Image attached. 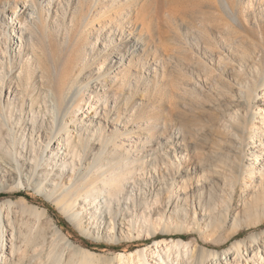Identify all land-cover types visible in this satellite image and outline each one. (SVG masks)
<instances>
[{
  "label": "rangeland",
  "instance_id": "1",
  "mask_svg": "<svg viewBox=\"0 0 264 264\" xmlns=\"http://www.w3.org/2000/svg\"><path fill=\"white\" fill-rule=\"evenodd\" d=\"M55 1L50 11L44 3L47 22L0 24V40L8 32L0 45V164L14 147L11 136L21 160L20 171L0 170V201L22 239L43 244L39 255L28 248L33 263L55 264L47 257L56 247L69 261L75 248L60 243L54 221L92 264H111L117 253L143 247L151 264H196L201 246L215 251L206 264H216L235 242L255 233L264 238V148H256L262 157L256 160L253 147L261 144L257 138L264 142V0L120 1L123 9L107 4L105 16L95 6L100 0ZM139 4L132 16L127 7ZM239 67L256 85L229 75ZM233 116L240 131L230 137L224 131ZM58 117L71 148L94 137L82 159L72 149L64 167L51 155L54 142L45 159L40 155L42 134ZM96 127L109 139L104 157L114 181L104 176L108 189L92 177L99 185L90 187L93 200L77 202L80 217L70 208L72 176L74 166L86 169V158H96ZM117 155L125 156L122 178ZM210 165L215 171L205 175ZM103 190L114 196L103 200ZM171 239L190 243L176 249Z\"/></svg>",
  "mask_w": 264,
  "mask_h": 264
},
{
  "label": "bare ground",
  "instance_id": "2",
  "mask_svg": "<svg viewBox=\"0 0 264 264\" xmlns=\"http://www.w3.org/2000/svg\"><path fill=\"white\" fill-rule=\"evenodd\" d=\"M117 1H118V5H117L116 0L107 1V2H105L104 0H100L99 3L95 4V6H98L100 8V11L102 14L101 16L106 15V12H107L106 5L107 4L110 5V8L115 7V8H119V10L123 9L121 4H119L120 1L125 2L126 4L131 6V4H130L131 0H117ZM12 3H13L12 0H0V21H1L0 24L1 25L7 23V19L13 20L16 18L18 19L19 23H22L23 19L25 21H27V19H29V18L31 20H34V22L36 20L38 23H39V21L47 22L46 20L48 18L44 17V14H45L44 13V3H46V7L49 9V11L53 7V5L57 4V2L55 0H15V3L14 4H12ZM130 6L127 7V9L130 10V14L132 16L134 14L133 10L137 11L138 10L137 8L142 7L141 4L137 5L138 7H135V9L134 8L132 9ZM119 10H118V12L120 13ZM144 10H145V8H144ZM196 11H197V9H196ZM91 12H92L91 9H88L87 13L84 15V18L82 20L84 23L89 22V20L91 18ZM143 14H144V11H143ZM134 16L138 17L136 14H134ZM28 29H30L32 34H35V28L33 25L30 26V24H28ZM13 30H15V29H13ZM7 33H8L7 31H6V33H4L3 38L0 40V45L2 44V41L4 39H7ZM13 35H15V34H13ZM13 39H14V37H13ZM20 43H21L20 51H22L23 41ZM14 44H15V42H14ZM119 52L120 51H118L117 53H119ZM241 60H240V64L245 65V60H242V62H241ZM243 70L244 69L242 67L241 68L239 67L237 70L236 69H233V71L226 70L225 72L229 71L228 72L229 75L233 76V78H235V75L236 76L238 74L243 75V73H242ZM242 82L244 84L246 82L248 86L252 85V84L256 85L255 80L251 82V80L247 77V75H243ZM239 91H240V93H242V89H240ZM241 97H243V95H241ZM53 98H54V101L57 100L58 98H60L63 101V103H66V100H67V97L62 96V95H55V96H53ZM230 115H232V113ZM260 115L261 114L258 112V116H260ZM258 116H256V117H258ZM233 119H234V121L230 124V126H229L230 128L228 127L226 129V131H224V132H226L227 136H230V137H235L237 135V133L240 131L239 121L237 120V118L235 116H233ZM71 121H75V120L71 119ZM100 124H102L101 121H100ZM50 125H51V127L48 126L46 128H49V129L51 128L52 132L50 130L49 132L42 134V137L44 139H42L41 141H43L42 144L44 146H46V150L42 148V150H41L42 154H40V155H43V156L41 159H45L46 151H49V148L51 149L50 145H51V143L53 144V142H54L56 144V146L53 149H51V150H53V151H51V155L55 154V158H58L57 161L63 167L65 166L69 152H71L72 149L77 151L78 155L80 156V160H81L84 144L88 143V146H89L90 141L94 140V137L88 138L86 140L79 138L78 142L82 143L81 147L80 148L79 147H72L71 148V145L69 144V141H71L70 136L69 135L66 137L63 136V132H64V130H66L65 128H67L66 121L64 119L61 120L58 117L57 120L51 121ZM90 125H92V124H90ZM99 127H96L95 129H93V131H97V133L100 134V137L96 138L100 142V146L98 147V152L95 155L96 158L95 159L86 158V161H85L87 164L86 169H84L81 166H79V167L74 166L75 171H76V173H78V175L75 176V174H73V176H72L74 181H73V184L71 185L72 186L71 194L73 196L74 201L72 200L70 208H72V210L74 209L76 216H80V214H81L80 212H78L75 209L77 202L78 201H84L88 198L93 200V198H94L90 192V187L92 186L95 188L99 184L95 183L92 180V177L96 178L97 180H101L102 182H104V184H106L108 189L110 187H112V184L106 183L104 176L106 174H109L110 180L114 181V177L112 176L113 175L112 174L113 173L112 167H111V163H110L111 161L107 160L108 162H105V160H106L105 159L106 148L104 146V143L108 142L109 139L106 138V136L104 135L103 132L101 133V131H103V130L100 131ZM67 129L69 130V128H67ZM219 135H221V134H219ZM58 136H60L62 138H66L67 142H65V141L63 142L61 140L59 141V139H57V138H59ZM224 136H225V134H224ZM15 137L16 136H11V138L13 140L12 143L14 144L12 151H14V150L16 151V149H17V147L15 145L16 144V138ZM220 137H222V135ZM257 140L261 144H259V145L256 144V146L253 145V147H255V151L257 153L256 154L257 155L256 160H261L262 157H261V154L259 152L260 150L256 149V148L257 147L264 148V142H263V140H261V138H257ZM96 146L97 145L94 144L92 146V149L95 148ZM67 149H69V150H67ZM12 151L8 150V154H3V156H1V158L3 159L5 164H4V166H3L4 162L2 164H0V170H2V171L6 170V172H9L14 167L15 170L20 171L21 160H19L18 157L14 156ZM124 158H125L124 155H117L114 158V160L116 161V163L119 165V167L121 169V172H119V171L117 172L118 178H122L123 175H125L127 172L126 168L124 167V163H123ZM41 159H38V160H41ZM141 159H142V157H141ZM82 163H84V162H82ZM171 163L173 164V162H171ZM38 164H40V161ZM211 166L212 165L208 166L207 168L206 167L204 168V174L205 175L208 174V172H210L212 174L214 173L215 170H213V168H211ZM163 167H166V166H163ZM7 168H9V170H7ZM62 170L64 171V169H62ZM116 171H117V169H116ZM152 176L153 175L150 174L151 178H152ZM253 176H256L255 172H253ZM118 180H122V179H118ZM159 183L160 182H158V184ZM155 185L158 186L157 183ZM177 185L182 186L181 184H178V183H177ZM184 185L187 186V183H185ZM61 192H63L62 194L65 195L67 191L62 190ZM83 192H86V194H83ZM180 192L181 191H178V193H180ZM102 194H103V200L110 199L111 196H114V194L110 193V190H103ZM156 195L158 196V192L156 193ZM119 197L121 199V196H115V200L120 201ZM128 198L135 199V196L130 195ZM8 201L10 203H12V200L9 199ZM68 201H70L69 198H68ZM98 207H99V205H97V208ZM69 218L72 220V222H74L78 226L76 217H74L73 215H69ZM53 229L57 235L58 240L60 241V243L63 244L65 249L66 248L71 249V250H72V248H75V249H73V251L70 250L71 254H70V258H69L68 262L65 261L63 258L64 253H65L64 252L65 249L62 250L64 252L63 254H61V252L58 253V250L56 249L57 247L54 249H51L48 253L49 259L47 257L48 262L51 258V261L53 260L55 264H92L90 262L89 256H85L84 253H81V254L79 253L80 250H82V249L79 248V246H77L75 244V242L63 231V229L59 225H57V223L55 221L53 222ZM41 238H43V237H41ZM46 238H47V236H46ZM248 240H250V241L244 240L242 242H235L234 250L226 251L225 252L226 257H223V259H221L220 261L216 260V264H249V262H252L254 264H264V238L261 237V234L255 233ZM170 241L172 242L171 246H173L176 249L179 246L187 247L188 244L190 243V242L184 241L182 239H178V240L171 239ZM170 241L169 240L164 241L166 243V245H165L167 248L166 254L168 255L167 256L168 258H170L172 255V248L169 245ZM41 244H42L41 242H37V241L32 242L29 240H23L22 239V235L18 234L16 229L13 227V221L11 220L10 215L6 214V212H4L3 203H1V201H0V264H42V259L40 261L41 263L38 262V259H36L37 262L33 263V261L29 257V249H28L29 247H31L34 250H36L37 248H39V246ZM50 246H51V244H50ZM147 250H148L147 247H143V248H138L136 250H133L131 252L117 253L116 257L111 259V262H112L111 264H117V263L118 264H151L149 261V258H148ZM37 251H38V255H39V250L37 249ZM67 251L68 250H66V252ZM86 252L88 254H94L91 251L90 252L86 251ZM153 252H154V254H157L159 256H161V254H162L160 249H157V248ZM213 252H215L213 249L207 248L205 246H201L200 252L195 257L196 264H206V254H210ZM40 255H41V253H40ZM67 255H68V253H67ZM40 258H41V256H39V259ZM42 258H43V255H42ZM44 259H43V261H44ZM33 260H34V257H33ZM162 260L164 262L167 261L165 257H163ZM109 261H110V259H109ZM45 262H46V259H45ZM172 263L175 264L174 260ZM43 264H44V262H43ZM160 264H162V263H160ZM176 264H179V263H176Z\"/></svg>",
  "mask_w": 264,
  "mask_h": 264
},
{
  "label": "trees",
  "instance_id": "3",
  "mask_svg": "<svg viewBox=\"0 0 264 264\" xmlns=\"http://www.w3.org/2000/svg\"><path fill=\"white\" fill-rule=\"evenodd\" d=\"M21 195H24V194H21ZM61 224H62L63 226H66V222H65L64 220L61 222Z\"/></svg>",
  "mask_w": 264,
  "mask_h": 264
}]
</instances>
